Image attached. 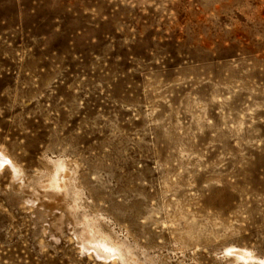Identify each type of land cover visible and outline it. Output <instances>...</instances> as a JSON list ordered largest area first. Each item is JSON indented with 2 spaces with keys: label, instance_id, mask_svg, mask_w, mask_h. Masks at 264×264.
<instances>
[{
  "label": "rangeland",
  "instance_id": "374dc122",
  "mask_svg": "<svg viewBox=\"0 0 264 264\" xmlns=\"http://www.w3.org/2000/svg\"><path fill=\"white\" fill-rule=\"evenodd\" d=\"M0 264H264V0H0Z\"/></svg>",
  "mask_w": 264,
  "mask_h": 264
}]
</instances>
